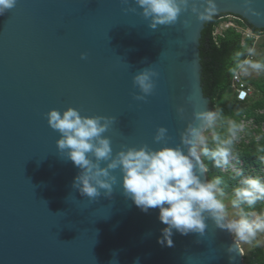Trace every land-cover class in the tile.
<instances>
[{
  "label": "water",
  "instance_id": "95a60500",
  "mask_svg": "<svg viewBox=\"0 0 264 264\" xmlns=\"http://www.w3.org/2000/svg\"><path fill=\"white\" fill-rule=\"evenodd\" d=\"M177 4V19L154 27L136 0H16L0 15V264H246L208 213L202 235L174 230L172 247L158 243L159 210L145 213L124 195L119 168L109 170L111 195H81L73 183L82 170L47 121L69 108L105 118L111 158L88 154L100 168L131 148L187 154L182 137L215 112L202 80L206 25L231 15L264 31V0ZM144 72L150 94L134 83Z\"/></svg>",
  "mask_w": 264,
  "mask_h": 264
},
{
  "label": "clouds",
  "instance_id": "9594fccd",
  "mask_svg": "<svg viewBox=\"0 0 264 264\" xmlns=\"http://www.w3.org/2000/svg\"><path fill=\"white\" fill-rule=\"evenodd\" d=\"M15 3L16 0H0V15ZM136 3L143 9L145 17L153 18V27L174 22L180 12L177 0H136ZM251 66L255 69L262 67L259 63ZM134 83L143 93L150 94L153 85L147 72L136 76ZM197 118L202 121L201 127H190L182 137V143L188 147L187 154L179 148L165 147L157 151L131 148L120 152L107 168H100L98 163L88 158V154L91 153L96 161L111 158L110 140L102 138L108 128L107 120L102 124L101 120L105 118L82 117L72 108L63 113L57 110L47 113L49 126L60 133L57 148L62 153L66 152L67 159L82 170L73 183L81 195L95 199L101 189L106 195H111L115 178L110 176L109 170L119 168L124 195L145 213L149 209L159 210L158 219L166 226L158 240L162 246H173L171 237L174 230L185 236L190 233L202 235L206 228L205 213L215 220L219 228L233 234L237 241L250 243L258 234L264 233V210L249 213L241 210L238 219H227L229 213L224 203L226 194L221 187L222 179L214 176L202 182L197 175V171L207 173L209 170L202 157L211 159L218 168L229 164L232 147L243 126L223 118L219 112L203 113ZM218 121L227 126L224 135L216 130ZM165 131L160 129L155 139L161 140ZM210 142L214 147L209 146ZM261 159L264 161V157ZM236 174L241 175L240 172ZM233 194L232 208L247 205L253 209L257 203L264 202V181L247 177L241 181V186L233 189Z\"/></svg>",
  "mask_w": 264,
  "mask_h": 264
},
{
  "label": "trees",
  "instance_id": "16d2710c",
  "mask_svg": "<svg viewBox=\"0 0 264 264\" xmlns=\"http://www.w3.org/2000/svg\"><path fill=\"white\" fill-rule=\"evenodd\" d=\"M225 15L213 17L203 32L201 40V57L203 65V87L204 93L212 100V107L215 112H219L223 118L231 119L238 125H241V121L244 118H254L256 123L261 126L264 123V113L259 114L258 111H264V77L259 78V81L255 84L247 83L250 86H254V94L247 101H239L236 95L228 98L226 95L231 90L233 75L240 68L244 60L254 51L259 43L254 38H246L242 33L235 28H228L221 34L215 35L217 27L225 18ZM237 23L242 27H248L256 33L262 32L257 30L247 23L244 19L240 18ZM260 48L264 49V43L260 45ZM256 54V53H255ZM256 59V57H255ZM264 61V60H263ZM237 66L235 73L231 72V67ZM239 106L244 111L238 109ZM226 124L218 121L216 130L224 135L226 132ZM262 134V138L257 141L251 140L249 144H243L239 149L233 145V154H236L238 160L243 162V171L247 172L251 168H256V171L264 170V161L261 157H264V133L261 129L257 131ZM210 147H214L213 144H209ZM204 163L208 167V177L211 179V172H217L218 177L223 181L221 187L225 194H232L233 189L239 185L242 175H236L234 172L223 173L218 171L220 168L215 167L214 162L206 157H202ZM256 177V172L250 174ZM245 213L251 211L261 212L264 210V202H259L253 209H249L247 205H241ZM250 218V216H249ZM246 264H264V250L256 249L249 257L244 256Z\"/></svg>",
  "mask_w": 264,
  "mask_h": 264
},
{
  "label": "rangeland",
  "instance_id": "374dc122",
  "mask_svg": "<svg viewBox=\"0 0 264 264\" xmlns=\"http://www.w3.org/2000/svg\"><path fill=\"white\" fill-rule=\"evenodd\" d=\"M231 20H232V17L223 18V21L220 24V26L217 27L215 34L219 35L224 30H226L225 24L229 23V21H231ZM243 36L246 37L245 34H243ZM262 43H264V34L261 35L259 43L257 44V46L255 48L256 61L254 62V63H259L260 65H262V67L260 69H255L252 66H250L245 71L246 80L248 82H250L251 84H254V83L256 84L259 81V78L264 77V61H263L264 60V49L260 48V45ZM237 68H238L237 66H232L231 67V72L235 73ZM233 93H234V91L231 89L230 91H228L226 96L228 98H231L234 95ZM241 107L239 106L238 109H240L241 111L242 110L244 111V109H242ZM261 138H262V134L256 140L259 141ZM251 140H252V138H249V139L248 138L247 139L242 138L240 143L235 141V143H234L236 145L235 148L239 149L241 147L242 143L248 144V143L251 142ZM232 152H235V150H233ZM219 168L220 169L218 171H221L223 173L234 172L236 174L237 172H240L241 175H242L241 181L243 179L247 178V177H253V176L250 175L251 173H253V172L257 173L256 168H251L249 171L244 172L243 171V162H240L238 160L237 155L233 154V153L229 157V164L226 165V166L219 167ZM216 175H217V172H215V171L211 172V178L216 176ZM257 177L260 178L262 181H264V170L261 171L257 175ZM241 181H239V185L240 186H241ZM232 199H234V194L233 193L232 194L231 193L230 194H226L225 197H224V203L226 204V206L228 208V213H229L227 219H238L240 214H241V210H243V208L241 206H240V208H237V209L232 208L231 204H230V201ZM243 213H245L244 210H243ZM249 219H252V217L250 216ZM239 243H240V245L243 248V251L245 253L244 256L249 257L254 251H256V249H260L261 248L262 250H264V233L258 234L257 237L255 239H253L250 243H242V242H239Z\"/></svg>",
  "mask_w": 264,
  "mask_h": 264
},
{
  "label": "built area",
  "instance_id": "2783aa9c",
  "mask_svg": "<svg viewBox=\"0 0 264 264\" xmlns=\"http://www.w3.org/2000/svg\"><path fill=\"white\" fill-rule=\"evenodd\" d=\"M227 17H232V20L229 21V23L225 24L226 29L235 28L240 33L245 34L246 38H254L256 41H258L261 38V35L264 34V31H262L260 33H256L248 27L240 26L237 23V20L239 19V17L231 16V15L226 16V18ZM255 57H256V54L253 51L250 54V56H248L247 59L244 60V62L242 63L243 68L240 67L237 70V72L233 75L231 89L234 91V94L237 96L238 100L242 101V102H245L250 97H252L254 94V91H255V89L247 83L246 75H245V71L256 61ZM245 61H248L249 63L245 64ZM258 113L263 114L264 111H258ZM241 125L243 126V130L239 133V137L236 140V142H238V143H240L242 138L258 139L259 136L261 135L257 132L259 129H261V132L264 133V123L261 126H259L256 123L254 118H246L244 116V118L241 121ZM243 144H245V143H242V145ZM234 146L236 147L235 144H234ZM260 172L261 171L257 172L256 174L258 175ZM257 175H256V178H258ZM253 177H255V176H253Z\"/></svg>",
  "mask_w": 264,
  "mask_h": 264
}]
</instances>
